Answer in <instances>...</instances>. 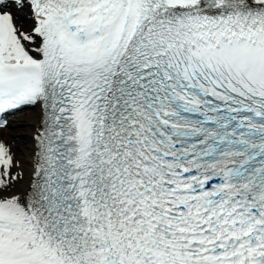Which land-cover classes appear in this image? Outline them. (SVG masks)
<instances>
[{"label": "snow or ice", "instance_id": "snow-or-ice-1", "mask_svg": "<svg viewBox=\"0 0 264 264\" xmlns=\"http://www.w3.org/2000/svg\"><path fill=\"white\" fill-rule=\"evenodd\" d=\"M0 264H264V0H0Z\"/></svg>", "mask_w": 264, "mask_h": 264}]
</instances>
